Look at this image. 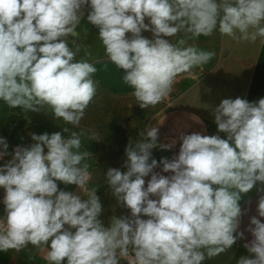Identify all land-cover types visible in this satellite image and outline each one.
<instances>
[{"label":"clouds","instance_id":"9594fccd","mask_svg":"<svg viewBox=\"0 0 264 264\" xmlns=\"http://www.w3.org/2000/svg\"><path fill=\"white\" fill-rule=\"evenodd\" d=\"M85 6L105 56L124 70L123 82L143 110L164 101L178 75L215 56L184 37L218 30L233 39L264 38V0H0V101L25 111L47 106L54 120L80 124L96 95L97 68L87 59L74 62L80 46L73 40L70 48L67 37H78ZM213 116L227 138L181 133L178 155L159 162L170 176L153 171L158 162L151 150H170L176 140L158 145L156 127L139 133L141 139L129 138L127 171L109 168L106 183L130 215L113 216L109 227L98 218L97 188H87L91 174L81 162L90 154L80 151V135L68 127L62 128L67 137L59 131L31 134L35 143L18 146L0 167L6 213L0 252L31 244L48 249V264H202L228 251L244 235L238 231L241 194L257 182L264 185V98L223 99ZM0 146L3 158L4 138ZM57 181L76 185L86 199L59 190ZM257 213L264 217V195ZM246 230L253 239L244 247L252 258L242 256L237 264H264V222L253 216Z\"/></svg>","mask_w":264,"mask_h":264},{"label":"crops","instance_id":"0c3cea01","mask_svg":"<svg viewBox=\"0 0 264 264\" xmlns=\"http://www.w3.org/2000/svg\"><path fill=\"white\" fill-rule=\"evenodd\" d=\"M90 9L85 6V16L81 19L80 25L76 31L79 33L78 37H67V42L70 48L75 49L73 40L76 41V45L80 46V52L75 57L74 62L80 59H87L90 63H97L103 58H107L104 54V47L98 38V29L91 25L87 19V13ZM148 21L146 20L145 23ZM240 34L237 33V36ZM219 53L207 63L209 65V72L202 76L193 87L189 96L182 106H176L165 110L154 121L150 128H159L158 145L169 144L172 140H176V144L170 149H162L159 146L152 149V159L157 160L158 167L153 171L160 173L164 176H170L173 173L163 172V165L159 164L162 158L171 160L179 153V148L182 141L179 140L181 133L188 135L192 133H200L201 135H219L221 138L226 139L227 134L218 131V127L214 122V108L217 107L223 99L237 97L247 99L249 102H257L259 99L264 98L261 96V89L252 87L254 78L264 81V78L260 77L258 71L259 64H256L258 57L264 52V38H257L255 42L250 40L233 39L232 37L221 35L219 33ZM90 53V55H86ZM215 60V62H214ZM192 116H197L203 122L202 124L195 122L191 119ZM43 134L44 130L35 126L27 125H14L9 129L6 134L0 135V138H4L8 144L7 159L4 162H0V167L6 165L13 157L14 150L19 147H29L35 141L31 139V134ZM47 133V132H46ZM52 134V133H48ZM136 139H141L140 136ZM128 142L123 145L118 151H111L106 153L103 146L93 140L92 142L82 143L81 152L87 151L90 155L81 162V164H87L88 171L91 176L87 184V188H97V196L100 199L102 205L101 215L98 217L105 227L110 226V221L113 216H129L130 210L118 203L116 198L112 194L111 188L106 183V173L109 168L119 169L121 172H126L125 167V148ZM0 151H4L0 146ZM47 153V148L44 149ZM151 162V160L149 161ZM151 174L145 177V187L148 180H150ZM58 189L71 192L75 195H79L82 200L86 197L74 184L65 185L57 181ZM216 187V186H214ZM264 185L257 182L253 189L247 194H241L240 207L242 215L240 217V226L238 231L243 232V237L238 239L236 243L226 252L213 257L212 259H206L202 264H237V261L243 257L252 258L244 245L250 242L253 237L246 229L249 226L250 218L257 216L264 222V217H258L257 204L258 199L264 192H258V188H262ZM5 196V190L0 187V216L5 217V205L3 199ZM156 199V197H151ZM65 228H68L65 225ZM75 231V229H70ZM47 248L38 249L29 244L25 249L20 252L9 250L8 252H0V264H48L44 259ZM64 264H67L66 260Z\"/></svg>","mask_w":264,"mask_h":264},{"label":"rangeland","instance_id":"374dc122","mask_svg":"<svg viewBox=\"0 0 264 264\" xmlns=\"http://www.w3.org/2000/svg\"><path fill=\"white\" fill-rule=\"evenodd\" d=\"M127 35L131 36L130 33ZM142 35L149 39L153 38L152 33L148 31L142 32ZM178 38H173V42ZM184 38L187 45H194L204 51H213L215 58L217 57L220 48L218 30L207 37ZM166 39L172 41V37H166ZM256 62L261 66L258 69L260 73L264 70V52ZM94 65L97 72L92 78L97 82L96 95L85 110L84 117L78 126L65 125L62 120H54L51 109L47 106L39 111H25L21 107L10 108L0 101V135H5L16 124L39 127L47 133L62 132V128L68 127L70 132L74 131L80 135L82 143L97 140L106 153L118 151L130 137L134 139L139 136V133H146L165 110L185 104L196 82L209 72V65L204 64L192 69L189 73L178 75L173 92L155 107L143 110L136 104L132 95L134 89L123 82L124 70L117 68L108 58H103ZM260 77L264 78V72L261 71ZM251 83L253 88L264 87V81L256 77ZM261 96L264 97V91ZM62 134L67 137L70 133L62 132ZM142 218L146 219V217Z\"/></svg>","mask_w":264,"mask_h":264},{"label":"built area","instance_id":"2783aa9c","mask_svg":"<svg viewBox=\"0 0 264 264\" xmlns=\"http://www.w3.org/2000/svg\"><path fill=\"white\" fill-rule=\"evenodd\" d=\"M6 159H7V154L4 155L3 158H0V162H4ZM3 218H4L3 216H0V219H3ZM120 264H127V262L121 259Z\"/></svg>","mask_w":264,"mask_h":264}]
</instances>
